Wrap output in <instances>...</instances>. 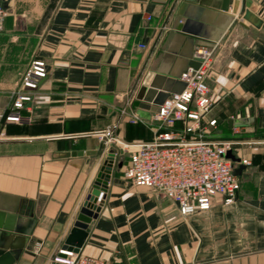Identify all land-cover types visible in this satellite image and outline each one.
Returning <instances> with one entry per match:
<instances>
[{
  "label": "crops",
  "instance_id": "crops-1",
  "mask_svg": "<svg viewBox=\"0 0 264 264\" xmlns=\"http://www.w3.org/2000/svg\"><path fill=\"white\" fill-rule=\"evenodd\" d=\"M191 1L182 9L185 0H0L1 264H55L114 149L120 160L83 253L114 264H264V0H250L249 19L247 0L235 14L237 0L226 13L222 0ZM191 14L198 18L180 30ZM199 47L214 61L207 82L217 125L207 138L233 142V155L250 165L233 205L215 197L210 210L184 218L128 181L129 155L98 133L151 141L153 101L183 89ZM37 60L47 77L22 120L10 122L28 93L22 75ZM134 115L143 122L133 124Z\"/></svg>",
  "mask_w": 264,
  "mask_h": 264
},
{
  "label": "built area",
  "instance_id": "built-area-1",
  "mask_svg": "<svg viewBox=\"0 0 264 264\" xmlns=\"http://www.w3.org/2000/svg\"><path fill=\"white\" fill-rule=\"evenodd\" d=\"M6 16V10L0 7V18ZM194 57L201 65L199 69L190 67L181 75L185 89L170 95L159 106V112L153 114L157 128L151 141L128 143L116 137L111 129L98 133L107 144L123 146L129 155L124 169L128 181L172 201L184 218L210 210L215 197H220L225 207L233 205L241 189V180L235 173L237 163L227 158L228 152H233L234 143L207 138L208 128L217 125V120L209 117L214 102L207 82L212 75L213 52L208 47H199ZM46 77V63L32 62L21 79L22 88L28 93L18 96L8 121L22 120L21 111L32 103L30 92L38 90ZM131 122L138 124L143 119L134 115ZM178 123L183 124L182 129H176ZM241 164L247 166L250 162L242 160ZM106 197V188L101 189L96 204H104ZM59 253L53 260L55 264H114L83 250L63 249Z\"/></svg>",
  "mask_w": 264,
  "mask_h": 264
},
{
  "label": "water",
  "instance_id": "water-1",
  "mask_svg": "<svg viewBox=\"0 0 264 264\" xmlns=\"http://www.w3.org/2000/svg\"><path fill=\"white\" fill-rule=\"evenodd\" d=\"M240 0H237L235 2L234 10L233 13H237L238 7L240 5ZM197 2L191 1V0H185V2L182 5V9H186L189 5H197ZM245 7L247 8L245 12V19H249L250 16V7H251V2L250 0H247L245 2ZM230 9V0H222V3L219 7V10L222 11L223 13L228 12ZM181 15H184L183 13H180ZM191 21L194 19H197L198 17L194 14H191L190 16ZM190 25H193V21L189 22L188 25L184 28V26L180 27V30H184L190 27ZM185 31V30H184ZM201 65V61L197 60L194 56L193 58H190L189 60V67H192L194 69H199ZM183 89L178 92L181 93L185 87L186 84L182 82ZM162 93V92H161ZM170 91H167L166 93L164 92L163 94L159 95L158 97L155 98L153 101V105L156 107L154 108V112H159V106L162 105L165 100L169 97ZM146 109V107H144ZM73 155H76L75 153ZM227 158L231 159L235 163L241 164V160L237 159L232 152H228ZM115 161V154H110V156L107 158L105 161V164L101 170V173L99 174L98 179L96 180V183L94 185V189L91 193V195L88 197L87 202L85 203L83 209L81 210V213L79 214L74 228L72 229L69 237L66 240L65 243V249H69L75 252H80L83 250L87 238H88V229L89 225L91 224L93 218L97 217V215L101 212L103 203L100 204L99 206L96 204L97 203V197L100 193L101 189H104L107 184V179L109 175L112 173V168L114 165ZM246 171V166L241 164L238 168H236L235 173L237 176L242 177L243 180H246L248 178V174L245 173ZM2 244L0 243V248ZM16 256L19 255V252L14 253ZM3 255L4 252L0 251V264L3 260Z\"/></svg>",
  "mask_w": 264,
  "mask_h": 264
},
{
  "label": "rangeland",
  "instance_id": "rangeland-1",
  "mask_svg": "<svg viewBox=\"0 0 264 264\" xmlns=\"http://www.w3.org/2000/svg\"><path fill=\"white\" fill-rule=\"evenodd\" d=\"M16 93H18V92H16ZM111 145H113V146H119L117 143H112ZM114 148H115V147H114ZM111 153L117 155V150L114 149V150H112ZM117 156H119V154H118ZM119 160H120V159L117 158L116 161H115V163H118L117 161H119Z\"/></svg>",
  "mask_w": 264,
  "mask_h": 264
}]
</instances>
